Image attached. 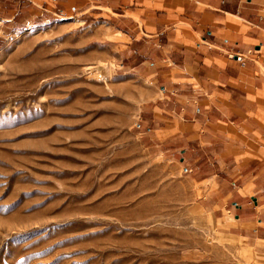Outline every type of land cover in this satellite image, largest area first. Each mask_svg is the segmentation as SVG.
<instances>
[{
	"label": "rangeland",
	"instance_id": "1",
	"mask_svg": "<svg viewBox=\"0 0 264 264\" xmlns=\"http://www.w3.org/2000/svg\"><path fill=\"white\" fill-rule=\"evenodd\" d=\"M5 8L0 264H264L263 237L233 234L182 143L141 134L161 90L121 64L112 33Z\"/></svg>",
	"mask_w": 264,
	"mask_h": 264
},
{
	"label": "crops",
	"instance_id": "2",
	"mask_svg": "<svg viewBox=\"0 0 264 264\" xmlns=\"http://www.w3.org/2000/svg\"><path fill=\"white\" fill-rule=\"evenodd\" d=\"M5 6L80 25L93 18L112 33L121 64L161 90L142 105L141 134L156 147L180 141L212 209L233 216V234L264 239V0H0V13Z\"/></svg>",
	"mask_w": 264,
	"mask_h": 264
}]
</instances>
